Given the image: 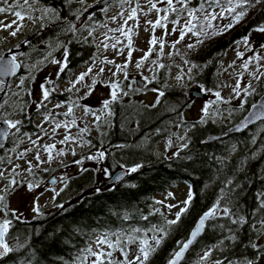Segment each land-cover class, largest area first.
<instances>
[{"label":"trees","instance_id":"1","mask_svg":"<svg viewBox=\"0 0 264 264\" xmlns=\"http://www.w3.org/2000/svg\"><path fill=\"white\" fill-rule=\"evenodd\" d=\"M36 1L40 6L57 9L79 31L74 36L64 31L65 25L60 22L46 23L41 28L40 20L27 33L17 37L10 46L14 48L19 45L15 51L22 67L17 75L24 78L23 90L28 88L29 74L31 77L34 75L25 65L43 58L49 52L60 54L64 60L63 46H67V67L64 71L93 57L97 45L93 35H82V23L84 17H87L88 24H97L103 19V7L94 6L96 3L88 8V12L94 14L89 21L88 13L82 15L80 20L75 19L72 10L84 8L76 0L71 5H67L65 0ZM195 2L199 6L203 0ZM260 25H264V0H251L247 14L237 24L225 33L204 36L202 43H195L187 53L186 59L195 63L187 83H169L166 67H159L148 83L149 87L163 93L159 95V103L157 100L148 104L138 99L121 98L110 104L108 112L112 114H107L99 127L96 126L98 136L87 131L83 139L88 149L104 152L100 166L107 173L116 165L129 169L136 165L140 167L135 172L129 171L122 181L109 185L99 180L95 166L86 165L67 177L64 187L55 196L53 209L40 210L28 219L9 216L12 225L6 237L13 251L6 254L0 264H81L83 250L90 246L94 234L140 229V235L154 225L163 228L166 236L150 255L147 264H164L178 247L177 241L186 240L197 217L221 199L222 189L227 192L229 188L233 190L229 206L238 207L240 213L247 217V223L233 225L222 215L210 218L182 264L199 248L213 249V245L219 244L228 235L229 229L237 235V240L225 241L212 250L209 258L212 261H224L225 258L255 261L257 255L262 253L252 249L249 240L258 239L259 242L260 237L252 228L257 220L252 212L257 207L255 193L264 190V120L259 121L263 126L258 132L253 131L252 125L230 135V145L225 139L206 141L205 138L222 131L232 122L228 124L211 119L204 123L188 121L183 113L190 104V84L217 92L223 84L218 71L220 58L237 40L246 37ZM85 37H88L87 42H84ZM5 53L10 54L8 50ZM118 85L127 92L131 90L126 79ZM4 87L5 84L0 92ZM260 94L258 84L254 91L249 92L246 109ZM7 108L6 105L0 108V113L8 112ZM19 117L26 122L24 128L33 130L32 114L26 119V113L22 112ZM188 122L194 127L186 132L180 151L173 158L156 151V143L171 131L172 125ZM229 180L232 181L231 185L227 184ZM179 181L188 186V191L191 190L192 199L185 206L187 211L179 221L168 225L166 221L176 216L165 217L154 194L165 192ZM221 225L224 227L221 228Z\"/></svg>","mask_w":264,"mask_h":264},{"label":"rangeland","instance_id":"2","mask_svg":"<svg viewBox=\"0 0 264 264\" xmlns=\"http://www.w3.org/2000/svg\"><path fill=\"white\" fill-rule=\"evenodd\" d=\"M99 1H105L99 5L106 9V11H103L102 21L97 24H88L86 23L87 17H84L82 23V35L87 34L89 30L93 31V37L97 45L96 53L93 57L85 60L73 69L61 72L60 67L57 64H53L51 61L56 59L64 63L63 57L60 56V54L56 53L53 55L52 52H49L43 58L25 65L26 69L30 72L33 71L34 74L27 84V89L23 90L24 87L21 88L24 84L18 86L20 85V79L22 77L20 75L13 76L5 87L6 94L1 99L0 105H6L8 107V112L3 114L12 120H20L19 116L22 112L26 113V119L32 114L33 118L31 123L33 130L24 128L23 126L26 122L22 121L19 126L20 132L15 135L10 134L8 142H6L7 144L4 143L3 147L0 148V171H3L5 174V178L0 179V190H4L6 185L9 184V181L13 178L20 181L25 179L33 182L39 181L40 187L28 191L26 185L21 184L15 190L0 191V195H5L8 205L6 210L0 211V220L5 218L8 219L9 216L16 217L12 214V210H15V213L19 215L20 218H31L38 214L33 212L34 201H36V206L39 207V210L49 211L53 209L55 199H53V197L64 187L67 177L78 172L81 167L86 165L91 164L95 166L98 171L99 180H103L105 184H108L107 179L112 171L121 167V165H116L111 172L107 173L105 169L100 166L101 159L98 156L99 152L94 149H88V144L84 141L83 135L88 131L98 136L96 126L101 123L108 113V109L104 110V113H101L100 109L103 100L110 99V93L112 91L110 84L112 82L118 84L126 79L131 88L129 92L122 89L127 95H119V99H138L149 104L154 103L159 97V91L156 89L153 91L154 88L148 86V83L155 77L159 65L166 67L167 80L169 83H187L193 74V65H195V63L186 59L187 53L191 51L187 45H194L197 43L198 39L201 41L205 36L203 33H201L199 37L188 33L183 40H180V42L173 47V43L180 37V32H173L172 29L173 27H182L184 24L183 19L180 20V25L178 26L170 22L177 19L176 14L169 13L168 21H162V25H166V27L157 26L153 28L152 24H149L148 21L155 22L158 15L163 16L164 13L161 12L157 14L155 10L149 12L148 9L150 5L148 0H124V2H122V0H86L85 4L82 6L88 8L89 5H93ZM9 2L14 5L24 4V0H9ZM153 2L157 3L158 8L167 7V5L157 2V0H153ZM233 2L235 3V0H233ZM29 3L32 5L31 9L27 7L17 9L21 11L22 14H26V18L23 21L17 19L13 13H0V21H3L5 24H10L14 20L16 21L12 29L7 31L3 30V26L0 25V51L5 52L8 50L10 54H15L17 56V51H15L16 48H11L10 45L20 34L27 33L33 24L40 21L37 17L43 14V9L45 7L40 6L36 0L35 2L29 0ZM195 3V0H190L189 7H199L196 6ZM223 6L225 8L229 6L226 0ZM132 8H137L136 17L128 19ZM210 11L219 12L220 8H213L210 9ZM28 15L33 19H28ZM183 15L186 17L187 14L184 13ZM113 16L116 17L115 20L112 19ZM197 16L199 17V23H206L203 20L202 13L198 12ZM125 21H127L126 24ZM231 22V18L226 14V18L212 21V24L213 28L219 31L222 26ZM17 25H22V27H20V30L15 36H11L9 34L10 31L15 30ZM120 28H123L124 32H127L128 35H124L121 31H112ZM199 30L198 24L195 31ZM205 31L210 30L205 28ZM222 33H225V31ZM105 35L108 39H105ZM246 37L248 38L247 45L244 43V37L237 40L239 43L236 41L225 51L219 60L218 71L220 72L223 84L217 92L220 93L222 100L210 104L208 112L205 114L201 110L207 102L216 100L214 95L215 91H204L198 84H190V104L184 109L183 117H185V119L188 121H198L199 123H204L207 119H211L212 121L220 120L229 124L237 120L246 109L245 103L249 97V92L257 87L258 84H260V92H264V76L256 80L252 75L253 73L260 75L261 72H264V48H261V45H264V32L253 30ZM153 38L156 39L157 43L155 45H150L149 40ZM161 40L164 42L163 49L160 47ZM102 41L103 43H101ZM104 43L108 45L107 48L103 46ZM112 45H116V47H112ZM149 47L153 48L151 54L147 59L142 61L141 67L137 68L136 62L141 60V57L148 52ZM129 52H131L130 59ZM238 52L243 53V56L238 57ZM256 55H259L261 59H251L247 70H245L243 64ZM108 61H112L113 63H108ZM185 61H187V63H185ZM233 61H235L234 64ZM126 62L127 67H124ZM33 65H36V67H33ZM116 65H121V69L118 70ZM229 65H231V67H229ZM89 68L93 69L92 72L88 73L83 81L76 84V88L79 89V91H67L70 87V82L76 80V77L81 73L88 72ZM101 68L104 69L103 72H100ZM189 69H191L190 72ZM125 72L127 73V78L125 77ZM113 73H115V75H113ZM178 76L182 77V79L178 80ZM145 77L147 79H145ZM137 78L143 80L140 86L137 85ZM93 79L96 80L95 84H93ZM237 81L240 82V96H236L233 92V88L236 86ZM42 84L50 91L47 100L42 96ZM249 84L251 88L248 94L245 95L243 89ZM89 89H91L90 94L85 95L89 92ZM193 89L202 92V95H194L192 92ZM40 104H43V107H39L38 105ZM57 104H61V107H55ZM84 105L90 107L96 114L101 115V121L97 122L92 114L85 115ZM70 106L72 107L71 114L65 115ZM45 116H50V119L45 121ZM73 120H75V124H72ZM57 123L62 126L56 128L55 132H53ZM63 125H71V127L66 128ZM262 126L260 122L254 124L252 126L253 131L258 132L261 130ZM193 127L194 124H190L189 122L183 125H172L171 131L156 143V151L162 152L167 157L173 158L180 151L183 140L181 138H184L186 132ZM81 128H86L87 131L81 133ZM10 132H15V129L10 130ZM65 135H70L76 139L61 143ZM224 139L228 144H232L230 136ZM33 140L36 141L35 145L31 143ZM43 145H55V148L52 150L54 159L51 163L46 162L42 164L40 168L34 169V176H30L25 172L28 166L26 161H32L35 165L36 161L34 157L37 151L40 152L42 160L47 161L48 159L47 153L43 151ZM25 149H32V151L27 152L23 158H17L20 153L25 152ZM60 151H63L64 154L59 155L58 153ZM73 152H75V155H73ZM89 156H94L96 158L88 159ZM77 160L81 161V163H75ZM15 165L20 166L19 169L16 170L19 174L13 177L12 170ZM44 168L50 170L45 172L43 171ZM126 168L129 170L128 167ZM61 176L66 179L63 181L57 179L56 183H50L51 178H59ZM188 195V186L184 182L179 181L173 183L165 192L155 193L154 198L159 202L163 215L172 218L176 216V213L180 211L181 207H185L183 201L188 198ZM168 205H174L175 207L169 209ZM120 232H127V230ZM103 234L104 233H96L90 239V246L94 251L98 250L95 244L96 238ZM145 235L149 238L150 244L155 246L154 242L150 239L152 233L148 230H144L142 234L138 236L143 237ZM112 238L114 239L115 237ZM6 241L8 242L10 240L6 237ZM259 243H264V235L259 237ZM137 246L138 244L131 245L130 248ZM101 247L106 248V246ZM207 249H210V247L197 249L193 253V256L186 260L185 264H197L199 257ZM113 255L117 259L121 258L118 251L114 252ZM260 257L259 260L256 259L254 261V264H264V253L260 254ZM80 259L84 264H91V261L94 260L95 257L88 255V253L84 251ZM129 259H131V253ZM214 262L215 261L209 258L204 261V264H214Z\"/></svg>","mask_w":264,"mask_h":264},{"label":"snow or ice","instance_id":"3","mask_svg":"<svg viewBox=\"0 0 264 264\" xmlns=\"http://www.w3.org/2000/svg\"><path fill=\"white\" fill-rule=\"evenodd\" d=\"M35 2V0H33ZM77 3L84 5L86 0H76ZM124 2V0H122ZM159 3H163L167 5V7L163 8H158L157 3H154L153 0H148V3L150 5L148 11L151 12L155 10L157 14L163 12V16H159L155 22L148 21L149 24H152L153 28L157 26H164L162 25V21H168L169 13L176 14L177 19L170 21L173 25H180V20H184V24L182 27H173L172 31L180 32V37L178 40H176L173 43V47H175V44H178L180 40H183L185 36L188 33H191L193 36L199 37L201 33H203L205 36L208 35H218L227 29L233 27V25L237 22H239L246 14H247V8L251 6V0H235V3L233 0H226L227 4L229 5L227 8H225L223 5L225 3V0H203V2L199 5L197 8H191L189 7L190 0H157ZM259 2V0H257ZM65 3L67 5H71L73 3V0H65ZM0 5H5V6H0V13H13L15 17L21 21H23L26 18V14H22L21 11L17 10L18 8H24L27 7L29 9L32 8V5L29 3V0H24L23 5L19 4H12L9 2V0H0ZM207 5V7H205ZM92 5H89L88 8H91ZM220 8L219 12L215 11H210V9L213 8ZM88 8H83L81 9H75L72 10L73 14L75 16L76 20H80L81 16L84 15L85 13H88V19L91 21L93 19L94 14L88 12ZM102 11H106V9L101 8ZM202 13L203 14V20L206 23H199V17L197 16V13ZM186 13V17L183 15ZM137 14V8H132L131 13L128 17V19H133L136 17ZM229 16L231 18V23L222 26L219 31L213 28L212 21L215 20H222ZM28 19H33L30 15L27 16ZM37 19H40L42 21L40 27L43 28L46 26V23H63L65 25L64 31L72 33L74 36L78 33L79 29L76 28L75 24L69 20L65 16H61L60 12L52 7H45L43 9V14L40 17H37ZM113 20L116 19L115 16L112 17ZM195 21V23H194ZM127 21H125V24ZM16 24V21L14 20L10 24H5L3 21H0V25L3 26V30L7 31L9 29H12L13 25ZM199 24V31H195ZM20 27L22 25H17L16 29L13 31H10L11 36H15L17 32L20 30ZM205 28H207L210 31H205ZM256 31L259 32H264V25L258 26ZM112 31H121L124 35H128L127 32H124L123 28L120 29H115ZM167 34V33H166ZM93 35V31L89 30L88 31V37H91ZM88 37L84 38V42H87ZM105 39H108V37L105 35ZM130 39V38H129ZM103 43V41L101 42ZM157 43L156 39H150L149 44L150 45H155ZM197 43H202L199 39L197 40ZM239 43V41H237ZM244 43L247 45L248 44V38L244 37ZM105 48L108 47L106 43L103 45ZM164 42L163 40L160 41V47L163 49ZM195 45L193 44H188L187 47L189 49L193 48ZM15 47H19V45H15ZM112 47H116V45H112ZM261 48H264V45H261ZM64 50V63H61L60 61H57L56 59H53L51 62L53 64H57L60 67V71H64V69L67 67V57H68V49L67 46H63ZM153 48L149 47L148 52L144 54L143 57H141V60H138L136 62V67L140 68L141 63L144 59H147V57L151 54ZM10 51V50H9ZM237 56H243V53L238 52ZM131 58V52H129V59ZM251 59H256L259 60L261 57L259 55H256L253 58H250L248 61H246L243 64V67L245 70L248 68V64L251 62ZM108 63H113L112 61H108ZM155 63V62H154ZM187 63V61H185ZM235 61H233V64ZM22 67L21 64L17 63V56L15 54H10V58L5 59L4 57V52L0 51V76L2 75H9V76H15L16 71L18 68ZM33 67H36V65H33ZM124 67H127V62L125 63ZM159 67H163V65H159ZM195 67V65H193ZM231 67V65H229ZM116 68L118 70L121 69V65H116ZM92 68L88 69V72L81 73L79 76L76 77V80L70 82V87L67 89V91H79V89L76 88V84L80 83L81 81L84 80L85 76L88 75V73L92 72ZM104 69L101 68L100 72H103ZM191 69H189V72ZM59 75V73H58ZM115 75V73H113ZM253 78L256 80L261 79V76H264V72H261L260 75H256L255 73L252 74ZM125 77L127 78V73L125 72ZM29 78H31V74H29ZM145 79H147L145 77ZM178 80L182 79V77L178 76ZM96 83V80L93 79V84ZM24 84V78L21 77L20 79V85L22 86ZM4 86V81L0 80V88ZM110 87L112 89L110 93V99H105L102 102V107L100 109L101 113H104V110L109 109L110 104L113 102L117 101L119 99V95H127L126 92H124L120 86L112 82L110 84ZM251 88V85L245 86L243 89L244 94L247 95L249 89ZM201 89L204 91H211V89H205L203 86H201ZM41 90H42V96L45 100L48 99L50 95V91L45 87L44 84L41 85ZM155 91V89H153ZM254 91V89H253ZM91 92V89H89V92L86 93L85 95H89ZM233 92L235 93L236 96H240V82L237 81L236 86L233 88ZM160 96L163 95V93H159ZM216 100L209 101L205 104L204 108L201 110L203 113L207 114L208 112V107L210 104L217 103L218 101L222 100V97L219 92L214 93ZM78 103V102H77ZM157 103H159V97L157 98ZM39 107H43V104L38 105ZM242 106V105H241ZM3 105H0V108H2ZM55 107H61V104L55 105ZM84 113L85 115L92 114L95 117V120L97 122L101 121V115L96 114L90 107L87 105H84ZM253 108H256L257 105L253 104ZM72 112V107L70 106L68 108V112L65 113V115H69ZM108 115H111L112 113L109 111L107 113ZM264 118V103H261L259 105L258 111L253 112L249 117H246V120L248 122H251L254 119H261ZM50 119V116H45L44 120L48 121ZM202 122H203V117H202ZM22 121L21 120H12L7 118L3 113H0V124L5 125L6 127L0 128V141L6 140L9 135H15L20 132V125ZM105 123L107 121L105 120ZM72 124H75V120L72 121ZM62 125L57 123L55 125V128L53 129V132H55L56 128H60ZM64 127L68 128L71 127V125H63ZM97 127H99V124H97ZM15 129V132H10V130ZM87 131L86 128H81L80 132L84 133ZM76 138L71 137L70 135H65L64 140L61 141V143H64L69 140H75ZM183 139V138H181ZM33 145L36 144V141H31ZM170 143V142H169ZM2 146V145H0ZM186 146V145H183ZM118 147H123V145H119ZM55 148V145H43V151L47 153L48 159L47 161L41 159V154L39 151L36 152V155L34 157L36 163L35 165L33 164L32 161H26L27 163V168L25 169V172L28 173L30 176H34V169L40 168V166L44 163H51V161L54 159L52 156V150ZM29 151H32V149H25V152L20 153L17 158H23L25 154ZM59 155H63V151H60L58 153ZM73 155H75V152H73ZM98 156L100 159L104 158V152H99ZM96 157L94 156H89L88 159H95ZM75 163L79 164L81 161L77 160ZM19 165H15L12 170V176L15 177L19 173L16 171L19 169ZM140 167V165H136L132 168H130L128 171L130 172H135L137 169ZM50 169L44 168L43 171L47 172ZM5 174L3 171H0V179H4ZM57 179L63 181L66 178L61 176L59 178L53 177L50 183H56ZM116 180H119L120 177L117 176L115 177ZM21 184L26 185L28 191H32L33 189L39 188L40 187V182L39 181H28L27 179L20 181L15 178L11 179L9 181V184L6 185L4 190L0 191H7V190H15L17 187H19ZM228 185L232 184V181L229 180L227 182ZM54 191V189H53ZM232 189H228L227 192H225L222 189V197L219 199L215 204L212 205V207L204 212V214L199 218L198 222L196 223L195 227L192 229V231L189 234V238L186 241H177L178 245V250H175L172 254L170 259L167 261V264H179V262L183 259L186 251L189 249V247L194 243L196 238L201 234V232L204 230L206 226V221H208L210 218L216 217L218 215H222L223 217L228 218L233 225H243L247 223V217L242 215L240 213V210L236 206H229L231 204V196L230 193L232 192ZM58 194V193H57ZM171 195V194H169ZM256 200H257V207L253 210L252 215L257 217L256 223L252 225V228L256 234L257 237L264 235V190L257 191L255 193ZM55 197H53L54 199ZM192 199V193L191 190L189 191L188 198L183 201V204L186 206L190 203ZM38 200V197H37ZM227 202V203H226ZM169 209L172 207H175L174 205H168ZM8 208V205L6 203V197L5 195H0V211H4ZM235 209V210H234ZM39 207L36 206V201H34V206H33V212L39 213ZM158 211V210H157ZM187 211L186 207H181L180 211L176 213V218L173 220H167L166 224L168 225H174L176 224L181 215ZM12 214L16 216V219H20V216L15 213V210H12ZM147 219V217H145ZM12 225V221L5 218L3 220H0V256H4L8 254L9 252L13 251V249L8 245L6 241V236L9 232V229ZM221 228L224 227V225L220 226ZM141 230L140 229H130L127 232H117V233H104L101 236H98L95 240V244L97 245V251H94L91 246H88L86 249L83 251L87 252L88 255L95 257L94 260L91 261V264H147V261L149 260V257L152 253L156 251V248L160 246L162 243L164 237L166 236V232L163 228H159L157 226H152V228L148 229L149 232L152 233L151 236V241L154 242L155 247L152 246L149 242V238L147 235L143 237H139L138 234ZM112 237H115L114 239ZM237 240V235L232 232L231 229L228 230V235H226L217 245H213V249L219 247L220 245L224 244L225 241H236ZM137 247H132L130 248L131 245H137ZM101 246H106L101 247ZM249 246L257 250L258 253H264V245H261L257 240H249ZM213 249H207L203 252V254L199 257V260L197 261V264H204V261L208 260L209 257L211 256L212 250ZM118 251L120 253L121 258L117 259L114 257L113 253ZM131 253V259H129V255ZM261 257L257 255V260H259ZM79 259V257H78ZM86 259V258H85ZM81 264L83 262L81 261ZM214 264H254L253 260L250 259H241V260H234V259H228L225 258L224 261L216 260Z\"/></svg>","mask_w":264,"mask_h":264},{"label":"water","instance_id":"4","mask_svg":"<svg viewBox=\"0 0 264 264\" xmlns=\"http://www.w3.org/2000/svg\"><path fill=\"white\" fill-rule=\"evenodd\" d=\"M105 1H99L97 2L94 6H97V5H100L101 3H103ZM4 57L5 59H8L10 58V54L8 53H5L4 52ZM17 63H19L17 61ZM19 68L17 69L16 71V75H17V72H18ZM13 76H9V75H2L0 76V80H3L4 81V84H5V87L8 83V81L12 78ZM137 81V85L140 86L141 85V82L142 79L140 78H137L136 79ZM4 87V89L0 92V100L3 98V96L6 94V88ZM193 94L194 95H202V92L196 90V89H193L192 90ZM261 103H264V92H262L257 98L255 101H253L249 106L248 108L246 109V111L237 119L235 120L234 122H232L231 124H229L225 129H223L222 131L220 132H217V133H212V134H209L206 136V141H212V140H219V139H224L232 134H235V133H238L240 131H242L243 129L249 127V126H252L254 124H256L257 122L259 121H262L264 120V118H261V119H254L252 120L251 122H248L246 120V117H249L253 112H257L258 111V108H259V105ZM253 104H256L257 107L256 108H253L252 105ZM3 127H6L5 125L3 124H0V128H3ZM6 142V140H3V141H0V148L3 147L4 143ZM128 174V170L125 166H121L115 170L112 171V173L110 174L109 178L107 179V183L108 184H112V183H115V182H119V181H122ZM119 176L120 179L119 180H116L115 177ZM52 180V178L50 179ZM209 209L203 211L196 219L195 223L193 224V226L190 228L189 232H188V236L186 238V240L189 238V234L190 232L192 231V229L195 227L196 223L198 222L199 218L204 214V212L208 211ZM207 223V221H206ZM205 229V228H204ZM204 231V230H203ZM203 231L201 232V234L203 233ZM200 234V235H201ZM199 235V236H200ZM199 236L196 238V240L194 241V243L189 247V249L186 251L183 259L179 262V264H182L183 261L185 260L188 252L190 251V249L195 245L196 241L198 240ZM184 240V241H186ZM183 242V241H182ZM175 250H178V247L175 249ZM174 250V251H175ZM173 251V252H174ZM172 252V253H173ZM5 256V255H4ZM4 256H0V260L4 257ZM171 257V256H170ZM169 257V259H170ZM168 259V260H169ZM164 264H167V262H165Z\"/></svg>","mask_w":264,"mask_h":264}]
</instances>
